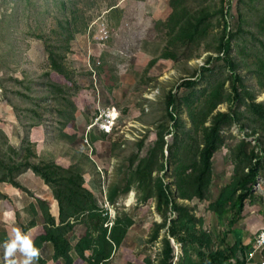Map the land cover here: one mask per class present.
I'll return each mask as SVG.
<instances>
[{"label": "rangeland", "instance_id": "obj_1", "mask_svg": "<svg viewBox=\"0 0 264 264\" xmlns=\"http://www.w3.org/2000/svg\"><path fill=\"white\" fill-rule=\"evenodd\" d=\"M210 1L216 8L220 5V0ZM227 1V7L231 9V25L239 19L240 9L244 19L253 20L243 26L254 28L255 12H260L264 0H253L255 12L249 11L245 3L248 0ZM170 10L169 0H0V129L8 132L13 125L19 126L17 115L21 126H26L31 117L39 120L46 116L48 127L62 123L68 136H75L73 147L87 152L95 160L96 168L105 179L97 195L98 207L108 213L109 221L113 222L117 211L121 216L126 215L123 220L132 219L124 241L105 264H161L164 237L168 241L170 264H186L187 258L195 264H209L207 255L219 248L223 236L232 246L237 247L238 243L244 246L250 242L252 245H245L243 252L238 247L237 257L222 264H264V248L254 243L257 233L264 228V156L259 165L260 174L242 214L234 215L236 220L231 222L227 213L222 215L223 208L218 203L228 194L235 171L229 149L235 145L231 136L249 142L257 150L260 148L257 135L248 134V126L242 129L234 122L222 131L225 143L212 157V182L207 198L183 196L176 180L170 176V151L178 152L180 144L189 149L194 142L182 133L192 126L188 102L200 97L203 90L209 91L217 81L225 80L226 89L231 86L230 68L222 57H215L209 70L202 68L207 58L205 52H208L203 50L204 47L182 46L178 48L177 59H159L147 67L148 60L160 51L163 40V34L154 25H158ZM66 19L71 20L72 27L82 28L74 34L70 52H67L73 70L71 77L78 89L74 82L51 70L45 43L40 38L50 37L51 42L57 44L55 32L59 30V22ZM101 21L113 28L103 40L97 37ZM214 29L217 33L222 25H215ZM242 73L249 88L257 84L251 72ZM189 80L195 83H186ZM55 85L68 91L62 92ZM71 93L73 107L61 115L57 109L68 106L63 97H69ZM170 94L178 100L177 121L182 125L181 130L174 128L175 121L164 126ZM257 101H264V94H258ZM239 105V100H235L220 109L226 111ZM110 107L118 110L117 122L109 136L98 139L102 143L91 145L89 134L91 139L102 134L96 132L99 130L96 126L91 127L96 130L88 134L91 128L88 130L87 126ZM8 112L12 116L9 117ZM53 114L60 120H68V124L51 120ZM73 114L74 118L76 116L74 122ZM247 116L242 119L246 125L249 123ZM23 130L28 131L27 127ZM39 133H42V127ZM160 135L165 141L164 157L157 147ZM2 140L5 138L1 134L0 142ZM42 142L43 139L37 140L38 145ZM162 160L165 165L159 170L156 162ZM145 165L151 174L141 181ZM34 178L38 185L48 190L38 177ZM125 186L127 190L122 192ZM6 189L14 203L22 208L21 197L15 194L17 188L7 185ZM171 194L175 199L169 201L167 196ZM108 197L113 198L114 207L108 203ZM43 217H38L39 223L44 222ZM13 228L0 214V242L4 240L2 232L9 229L11 233ZM83 230L81 226L71 231L70 242L74 244ZM28 233L35 239L39 228ZM46 250L47 246L43 252ZM2 255L0 249V260ZM71 255L74 264H86L73 251ZM38 264L64 262L55 259L50 251Z\"/></svg>", "mask_w": 264, "mask_h": 264}, {"label": "trees", "instance_id": "obj_2", "mask_svg": "<svg viewBox=\"0 0 264 264\" xmlns=\"http://www.w3.org/2000/svg\"><path fill=\"white\" fill-rule=\"evenodd\" d=\"M227 3V0H220V5L216 8L210 0H169L170 12L158 25H154L163 34L161 48L148 60L147 67L154 65L159 59H177L180 52L178 48L190 45L196 48L204 47L203 50L208 51L205 52L207 58L203 61L202 68L209 70L208 67L215 57L218 59L222 57L230 68L229 89L224 86L225 80H220L209 91L203 90L200 97L188 102V115L192 126L182 133L194 142L192 146L189 145V149L180 144L178 152L171 150L169 165L172 167L170 176L176 180L183 196L198 195L201 198H207L212 182V157L225 143L222 131L232 126L234 122L240 124L242 129L248 126V134L257 135L256 139L260 148L257 150L258 148L251 146L249 142L231 136V141H234L235 145L229 149L232 152L231 159L235 163V171L228 186V194L218 201L219 206L223 208L222 215L227 213L231 222H234L236 220L234 215L242 214L246 201L251 196L250 191L256 184L260 174L259 165L264 156V101H257V95L264 94V5L259 7L260 12H255L253 0L245 1L250 8L249 11L257 14L254 28H245L243 24L253 21L252 18L244 19V13L239 9V19L231 25L229 22L231 9L230 6L227 7ZM245 17H247L246 14ZM71 25L69 19L59 22V30L55 32L57 44L52 43L50 37L40 36V38L45 43L51 70L63 75L68 81L74 82V87L78 89L75 79L71 77L73 70L67 60V52H70L74 34L82 28L78 30L77 26ZM215 25H222V29L217 33H214ZM213 51H216V54ZM243 71L251 72L256 78L257 84L254 87L249 88L245 83ZM186 83L194 84L195 82L189 80ZM55 86L62 92L68 91L61 86ZM72 96L73 93L69 97H63L69 104L57 109L61 115L71 111ZM235 100L240 102L237 108L230 107L226 111L220 109V106L229 105ZM177 103L175 95L170 94L166 102L168 115L164 119V126L168 127L169 122L175 121L174 128L181 130L182 125L177 121ZM240 106L245 109L241 110ZM246 114L249 120L248 125L242 120ZM50 118L65 124L69 122L66 119L60 120L56 114L51 115ZM75 118L73 114V122ZM45 119L46 116L40 117L39 120L31 117L26 126H21L17 115L21 129L26 127L28 129V131L23 130L25 133L17 144H14L0 129V133L5 138L0 142V184L13 185L26 198L24 206L14 212L16 224L25 232L39 228L36 240L33 239L40 249V259L51 251L55 259H62L64 264H74L71 255L73 251L77 258L86 264H105L124 241L132 219L123 220L126 215L121 216V212L117 211L111 227L106 226L109 220L108 213L98 207L96 200V193L102 188V178L94 164L95 161L87 152L72 147L75 136H68L66 127L61 122V125L50 124L48 127ZM35 127H42L45 135L41 146L36 139L28 137V132L30 133ZM92 129L87 133L96 130ZM96 132L102 135L91 139L89 134L91 145H95L98 139L109 136L102 130ZM63 139L66 141L63 142ZM158 141L157 147L160 149L161 157H164V136L160 135ZM61 157L67 159L69 164L62 163ZM156 165L160 170L163 169L165 162L162 160L156 162ZM28 171H32L34 176L38 177L52 193L58 204L57 214L50 200L46 198L47 192L44 187L33 190L32 184L27 185L22 181L20 177ZM148 171L151 170L145 165L141 181L149 178L151 173ZM124 188L121 189L122 192L127 190V187ZM162 189L166 191L163 186ZM7 198V194L0 192V210L4 209L2 204ZM167 199L170 201L175 198L171 194L167 196ZM168 200H165L166 205ZM107 201L114 207L113 198L108 197ZM41 215L44 216V224L39 223L38 217ZM81 226L84 229L83 233L79 234L74 244L71 243L70 232ZM2 233H4V240L9 238V233ZM172 235L175 234L172 232ZM163 243L161 264H170V250L165 237ZM236 245L237 247L230 245L226 236H223L220 239L219 248L207 255L209 264H222L223 261L237 257L238 247L243 252L244 246L250 247L252 242L244 246L240 243ZM45 246L48 248L46 253L43 252ZM186 264L195 263L187 258ZM238 264H244V262H238Z\"/></svg>", "mask_w": 264, "mask_h": 264}, {"label": "crops", "instance_id": "obj_3", "mask_svg": "<svg viewBox=\"0 0 264 264\" xmlns=\"http://www.w3.org/2000/svg\"><path fill=\"white\" fill-rule=\"evenodd\" d=\"M1 114H2V112H0ZM8 116L10 117V116H12V114L10 113V112H8ZM13 120V119H12ZM11 129H10V131H8V132H5L3 129V131L5 132V134L10 138V140L14 143V144H17L18 143V141H20L21 139H22V137H23V135H24V131L21 129V127L20 126H12V127H10ZM40 129H41V127H35V128H33V129H31V131H30V133L28 132V137L30 138V139H36V140H38V139H43L44 140V137H45V135H44V133L42 132V133H39V131H40ZM36 136L38 137V138H36ZM20 139V140H19ZM99 142H101L102 143V140H100V141H98V142H96L95 143V145L96 146H98L99 145ZM42 144H40V146H41ZM73 147V146H72ZM75 148V147H74ZM98 149H100V147L98 148ZM62 163H64V164H66V165H68L69 164V161L67 160V159H65V158H63V157H61V160H60ZM95 161V160H94ZM99 170V169H98ZM100 171V170H99ZM101 173V172H100ZM27 174V175H26ZM26 174H24V175H22L20 178L22 179V181L25 183V184H27V185H31L32 184V187L35 189V190H38L41 186L40 185H38L37 184V182H38V180L36 179L35 180V178H34V174L32 173V171H28ZM101 178H102V184H104L105 183V179L103 178V176H102V173H101ZM30 179V180H29ZM7 185H9V184H7V183H2V184H0V192L1 193H4V194H7L8 195V198L7 199H5L4 200V202H3V204H2V207L4 208L3 210L1 209L0 210V214L1 215H3V216H5V222L8 224V226H10V224L11 225H13V227H16L17 226V224H16V221H15V215H14V212L16 211V210H19V209H21V208H19V206L16 204V203H14V200H13V198H12V196L11 195H9V193L7 192ZM103 189H104V191H105V188L103 187ZM17 191V190H16ZM46 192H47V197L46 198H48L49 200H50V202L52 203V205H53V209H54V212L57 214V210H58V204H57V202H56V200H55V198L53 197V195H52V193H50L48 190H45ZM49 192V193H48ZM100 191H98L97 193H96V199H97V195L98 194H100L99 193ZM15 194H17V195H19L20 197H21V200H22V203H23V206H24V203H25V201H26V198L24 197V195H22L20 192H16ZM13 196H14V194H13ZM12 200H13V202H12ZM21 203V204H22ZM22 206V207H23ZM40 217H43V215H41ZM44 218V217H43ZM108 219H109V217H108ZM14 222H15V225H14ZM110 222H112V221H109L108 220V223H107V227H110L111 225H110ZM45 223V221L43 222V223H40V224H44ZM8 235H10V231H9V229H6V231H5ZM44 253H46V252H44ZM45 255V254H44ZM72 259H74L73 258V256H72Z\"/></svg>", "mask_w": 264, "mask_h": 264}, {"label": "clouds", "instance_id": "obj_4", "mask_svg": "<svg viewBox=\"0 0 264 264\" xmlns=\"http://www.w3.org/2000/svg\"><path fill=\"white\" fill-rule=\"evenodd\" d=\"M0 249V264H38L41 256L31 234L20 227L12 229L9 238L0 243Z\"/></svg>", "mask_w": 264, "mask_h": 264}, {"label": "built area", "instance_id": "obj_5", "mask_svg": "<svg viewBox=\"0 0 264 264\" xmlns=\"http://www.w3.org/2000/svg\"><path fill=\"white\" fill-rule=\"evenodd\" d=\"M97 37L100 40L107 38L111 29L105 22L101 21L98 25ZM118 110L115 107H110L105 110L103 113H99L93 121L88 124L87 129L89 130L91 127H97L99 130H102L106 133H110L117 122L118 119ZM255 245L257 247L264 248V228L260 232L257 233L255 237Z\"/></svg>", "mask_w": 264, "mask_h": 264}]
</instances>
